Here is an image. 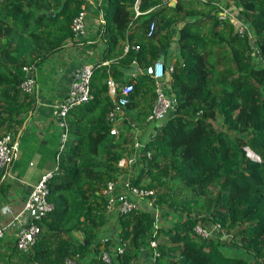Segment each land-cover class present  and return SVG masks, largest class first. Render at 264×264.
I'll return each instance as SVG.
<instances>
[{
	"label": "trees",
	"instance_id": "16d2710c",
	"mask_svg": "<svg viewBox=\"0 0 264 264\" xmlns=\"http://www.w3.org/2000/svg\"><path fill=\"white\" fill-rule=\"evenodd\" d=\"M228 1L245 31L218 0H139L137 15L133 0H0V137L10 131L13 141L34 108L22 81L67 41L81 40L70 26L81 6L100 17L94 35L103 43L90 63V98L65 114L66 137L45 181L51 208L34 220L38 233L26 249L9 245L21 264H135L146 251L158 264H264V0ZM175 44L165 84L171 108L138 141V170L128 179L153 189V199L107 210L100 190L125 170L116 163L134 151L132 125L151 110L148 67ZM133 62L141 71L123 79ZM108 80L131 84L117 137L106 123ZM107 223L117 231L99 236ZM196 223L217 227L201 237ZM105 248L108 262L99 256Z\"/></svg>",
	"mask_w": 264,
	"mask_h": 264
},
{
	"label": "crops",
	"instance_id": "0c3cea01",
	"mask_svg": "<svg viewBox=\"0 0 264 264\" xmlns=\"http://www.w3.org/2000/svg\"><path fill=\"white\" fill-rule=\"evenodd\" d=\"M227 15L236 22L245 21L236 12L233 6L225 5L228 0H218ZM85 8V7H84ZM92 9H85V34L80 41L73 43L67 41L64 48L49 55L34 70L32 93L34 108L24 117L21 127L17 132L16 150L13 159L4 170L6 188L0 193V227L11 218V212L21 208L30 187L43 173L49 172L55 165L56 150L59 142V127L52 114L53 105L68 91L71 80L75 77L77 69L84 62L91 63L100 57L103 46L102 41L95 37L94 31L99 21ZM176 44L163 57V64L169 66L175 58ZM108 63L107 59L102 60ZM141 71L135 62L123 69V79ZM167 72L165 74L166 78ZM108 94L114 97L120 82L109 80ZM123 117V111L121 116ZM158 121L147 120L132 125V131L137 141L143 142L156 130ZM118 136V133L114 134ZM132 141V147L133 142ZM112 143H110L111 145ZM134 149V148H133ZM124 153L123 156H127ZM117 164V163H116ZM119 167V166H118ZM121 167V166H120ZM125 169L129 174L132 169ZM123 173H119L118 177ZM116 178V191L120 190L121 180ZM121 178H124L123 176ZM126 178V177H125ZM146 200L140 201L138 206L145 205ZM22 222V221H21ZM19 223L12 221L5 226L0 237V263L21 264L17 257L10 251V244L16 235ZM149 251L141 252L135 264H147Z\"/></svg>",
	"mask_w": 264,
	"mask_h": 264
},
{
	"label": "built area",
	"instance_id": "2783aa9c",
	"mask_svg": "<svg viewBox=\"0 0 264 264\" xmlns=\"http://www.w3.org/2000/svg\"><path fill=\"white\" fill-rule=\"evenodd\" d=\"M139 0H133L132 8L134 15L143 13V11L138 8ZM222 11L225 10L222 8ZM222 15V12L220 13ZM98 20H101L100 17ZM237 30L239 32L245 31L246 25L244 22H237ZM71 30L74 37H83L85 34V8L81 6L80 10L75 14L71 21ZM153 21L149 22L147 34H150L153 30ZM163 63V62H162ZM159 62H154L153 72L151 74L153 78V90L154 97L151 103V110L147 115V120H155L163 118L168 110L171 108V99L165 90V84L167 78H165L166 72L171 68V66L166 67L163 64L161 69V64ZM25 69V67L23 68ZM27 69V67H26ZM91 73V64L84 62L77 69L75 77L71 80L68 91L64 97L58 100L52 107V114L55 118V122L59 127V142L57 149L61 147L63 140L66 137V122L65 114L66 111L74 105L81 104L90 98V92L88 88L89 77ZM109 82V80H108ZM33 77L27 76L21 83V87L24 90H31L33 87ZM131 90V84L126 83L118 87V94L115 93L112 98V107L106 115L107 124H109V133L116 134L115 122L120 118L122 113V106L125 105L128 98L127 95ZM17 137L12 141V133L10 131L5 132L0 137V167L7 166L14 157L16 150ZM140 143L135 140L133 142L134 150L138 149ZM148 154L149 151H146ZM134 160L133 157L121 156L117 161V166L128 167L130 163ZM55 167V165H54ZM53 167V168H54ZM51 171L43 173L39 176L37 181L30 187L27 195L23 201L21 208L17 211L11 212V218L6 222L5 225L0 227V237L2 235L3 228L10 224L12 221H17L19 223L16 235L14 237L15 246L21 250L26 249L35 239L38 233V226L34 220L38 219L41 214L51 208V203L46 200V186L45 181L50 176ZM120 190L116 191V182L114 180H109L100 190L105 196V207L107 210H115L118 212H127L133 208H136V201L146 200L148 204L153 199V189L139 187L131 184L128 178H124L120 182ZM34 208L35 212L27 222L23 224L21 222V216L23 212L27 209ZM154 215H156V210H154ZM156 221V220H155ZM217 227V224H212L209 227H204L198 223L194 224V231L201 237L208 236L212 229ZM151 246H154V242H150ZM119 246L117 250H120ZM107 249L101 250L99 256L104 261H109V254L106 252ZM147 264H158L154 260L149 261Z\"/></svg>",
	"mask_w": 264,
	"mask_h": 264
},
{
	"label": "rangeland",
	"instance_id": "374dc122",
	"mask_svg": "<svg viewBox=\"0 0 264 264\" xmlns=\"http://www.w3.org/2000/svg\"><path fill=\"white\" fill-rule=\"evenodd\" d=\"M246 25V23H244ZM254 57L256 58L257 55L256 53H254ZM134 158V160L130 163V165H128V168L127 169H132V171L129 172V174H125V170L121 173H124V174H121L119 178V180L123 181L124 178H130L132 177L134 174H136L135 172L138 170V164H137V151H131L129 154H127L126 157L130 156ZM126 168V167H125ZM124 177V178H121V177ZM138 204H140V201H136V207H139ZM117 230L114 228V226H112L110 223H107L105 225H103L100 230H99V236H105L107 234H115ZM228 234V233H226ZM231 244L229 245H224V244H220L219 247L223 250L224 253H230V254H244V252L240 251V250H235V248L233 246H230ZM106 249V248H105ZM108 249V248H107ZM108 252V251H106ZM110 254V253H108ZM109 256V255H108Z\"/></svg>",
	"mask_w": 264,
	"mask_h": 264
},
{
	"label": "water",
	"instance_id": "95a60500",
	"mask_svg": "<svg viewBox=\"0 0 264 264\" xmlns=\"http://www.w3.org/2000/svg\"><path fill=\"white\" fill-rule=\"evenodd\" d=\"M156 62H159V63H162V62H163V55H162V53H160V55L157 57ZM153 65H154V63L151 64V65L148 67V73H149L150 75H151L152 72H153ZM162 67H163V63L161 64V69H162ZM106 123H107V121H106ZM99 168L103 169L102 166H97V167H95V169H99ZM0 170H1V167H0ZM34 212H35V209H34V208H31V209H27V210H25V211L23 212L22 216H21V221H22V223L25 224V223L27 222L28 218H30ZM84 241H85V240H84Z\"/></svg>",
	"mask_w": 264,
	"mask_h": 264
}]
</instances>
